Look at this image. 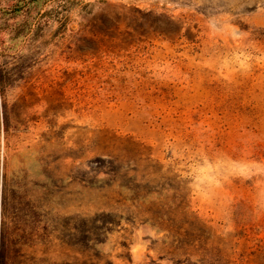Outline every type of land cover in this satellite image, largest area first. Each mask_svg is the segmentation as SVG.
Wrapping results in <instances>:
<instances>
[{
	"label": "rangeland",
	"instance_id": "obj_1",
	"mask_svg": "<svg viewBox=\"0 0 264 264\" xmlns=\"http://www.w3.org/2000/svg\"><path fill=\"white\" fill-rule=\"evenodd\" d=\"M0 264H264V0H0Z\"/></svg>",
	"mask_w": 264,
	"mask_h": 264
}]
</instances>
